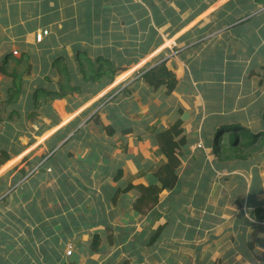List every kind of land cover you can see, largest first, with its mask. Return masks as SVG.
<instances>
[{
  "label": "rangeland",
  "instance_id": "obj_1",
  "mask_svg": "<svg viewBox=\"0 0 264 264\" xmlns=\"http://www.w3.org/2000/svg\"><path fill=\"white\" fill-rule=\"evenodd\" d=\"M205 1L101 0L99 4L96 3L97 0H50L49 5L53 8L47 11L48 13H43L40 9L42 7L38 6L42 4V0H0V61L7 48L13 52L16 50L15 56H21V50L16 46L26 44L23 32L32 25H39L44 20L43 17L48 16L47 21L49 20L50 25L46 22L42 30L48 29L46 37L51 34L58 41V45L51 46L52 50H59L58 52L70 58L76 66L79 63L76 60L77 52L86 51L87 58L92 61L97 62L99 56H104L114 61V68H120L114 75L113 81L100 89H98L99 84L108 81V78L103 77L100 82L88 81L85 84L79 75L84 94L74 93L69 98L53 101L51 105L56 109L55 111L53 108L40 109L37 112L41 115L37 114L33 121L21 126L24 134L19 137L20 142H17L20 146H17V154L11 158V162H7L5 172L14 167H16L15 172H18L17 168L25 167L28 175L17 183L11 175L7 182L8 192L0 196V228L10 226L13 229L17 227L18 230L11 235L1 230V240L6 239L9 244L19 243L18 246L23 247L24 240L30 238L26 235L27 231H24L28 227L27 223L32 227L38 223L40 226L46 223V221L34 223L36 219L32 218V220L30 216H26L27 203H21L24 199L18 185H24L26 182L27 186L30 180L40 182L38 185L40 189L41 185L50 182L56 191L64 183L78 185L84 190L82 202L78 203L66 196L52 205L50 207L52 210L61 206L64 207L65 212H72L75 207L86 208L84 210L86 216H90L91 204L95 205L99 198L107 197L115 208L109 207L108 211H105V208L98 210V216L93 217L92 221L101 223L109 216L110 220L107 219L106 227L114 226L113 242L115 238L118 240L122 236L119 224L121 222L127 226L134 224L133 219H129L128 213L130 215L136 213L135 204L141 195L136 186L157 182L154 181L153 174L158 165L165 161L159 153L157 136L153 130L170 127L181 120L182 133L177 140L183 138L178 143L184 152V157L178 172L179 174L184 170L192 172L186 175L181 190L165 189L160 193L157 206L152 211H147L143 207L146 213H138L134 220L151 217L150 214L159 208L166 214L168 222L172 220L170 216L177 218L176 224H173L174 222L172 224L181 234H184L185 229L187 230V234L177 238V241L188 239L196 229L202 232V228L205 236L208 234V238L204 240H208V248L204 242L199 245L181 243L178 244L179 249L175 251H156L155 254L163 264H264L262 257L264 248L255 243L256 248L251 251L247 246V242L255 238L253 228L264 226V219H259L258 223L255 213L257 206L264 207V148L260 151L256 150L254 156L245 160L232 161V166L222 171L215 165L216 155L213 153L212 144H208V141L213 142L215 139L220 120L241 124L246 129L264 130V44L262 41L256 42L252 51H245L243 55L236 54L235 52L243 48L247 41L233 42V38H230L232 36L220 35L225 28L219 23L220 9L216 5L208 21L204 20L208 16H202L204 21L200 25L183 28L185 32L192 29L190 31L194 33L192 37L188 36L181 41L175 40V34L171 35L172 30L175 31L180 27L178 23L199 12L202 6L198 9H189V7ZM180 3L188 7L185 5L180 7ZM102 5L107 12L100 16L98 31L93 33L92 40L89 38L91 35L77 32L76 36L74 34L71 36L69 29L65 31L64 23L71 18L68 15L78 18L79 14L86 12L88 7H102ZM43 7L45 8L44 5ZM257 8L263 10L264 4L259 3ZM11 14L14 19L10 17ZM244 18L248 16L230 20L224 26L230 28L232 24L238 26ZM11 19L15 20L16 24L12 23ZM209 22L213 25L206 28ZM244 23L247 21H243V25ZM77 30L78 28H75V32ZM261 37L264 39V36ZM19 38H24V41H20ZM30 40L29 37L28 41ZM97 40L99 42H96ZM195 41L198 43L192 44ZM32 42H35L33 36ZM184 50H188L186 55L190 53L189 59L194 63V69L190 64L184 65L182 61H177ZM253 53H256V59H252ZM35 54L36 61L42 59L40 47L35 49ZM162 62H166L168 69L171 68L175 74L178 81L177 89L182 80L194 77V86L191 85V90L197 99L192 98L190 108L183 103L181 105L177 103L167 87L161 86L155 91L142 77L145 71ZM57 67H53L56 71L53 76L55 86H58L61 79ZM125 72H128L127 75L118 80L117 78ZM44 75L41 72L37 74L31 82L32 87L37 83V79L40 80ZM9 85V80L1 75L0 87H4L2 94ZM125 88L129 91H124ZM196 100L198 105H195ZM77 104L79 105L76 106ZM67 110L75 112L67 117V114H70ZM55 112L58 115L56 120L53 117ZM95 116L100 117L103 125L115 123L117 131L110 135L103 126L90 121L91 119L87 120L88 117ZM73 117L78 118V124L60 125L62 119L67 121ZM0 125L2 135L11 132L8 128L5 129L4 122ZM45 125L49 128L45 129ZM74 126V130L65 139H60L61 142H58L57 147L51 149L54 144L47 145L51 137L59 136L66 129L71 130ZM43 128L45 131L39 134ZM80 128L82 131L78 132ZM235 129L232 127L230 132L233 133ZM75 133L77 135L64 146ZM63 146L64 148H61ZM55 152L58 159L50 158ZM44 156L45 158L40 160ZM50 159L57 160L59 164L57 170L52 171L44 167ZM30 160L33 161L31 165L28 163ZM198 162L201 166L197 165ZM40 164L45 171H41ZM119 169L123 170V174L116 179ZM209 169L213 170V179L206 189L207 195L201 199L199 196L202 193H198L200 187L197 186L199 180L194 186L193 178L197 177L198 172V178L208 174ZM5 172L0 176L6 174ZM81 183L84 185L81 186ZM129 183L135 187L124 192ZM52 187L49 191H54ZM172 204L177 205L175 211L170 210ZM66 206L72 207L66 209ZM168 225L170 226V223ZM110 228L107 232H110ZM155 234L156 230L153 231L146 245L137 247L132 257L125 258L119 264H139V254L142 256L148 254L146 247H151L150 241ZM34 237L33 248L36 254L33 260L40 264L46 256V251L42 248L46 236ZM47 240H50V244L54 242L53 239L47 238ZM118 244L120 245L119 241ZM216 252L218 255H215ZM20 253L25 254V251L16 250V253H13V250H5L0 253V263L13 264ZM68 253L67 248L64 253L67 258L70 257ZM72 259H68L66 264H75V260L73 262ZM111 259L108 258L102 264H106ZM43 263L63 264V260L61 262L50 260L49 263L43 261Z\"/></svg>",
  "mask_w": 264,
  "mask_h": 264
},
{
  "label": "trees",
  "instance_id": "obj_2",
  "mask_svg": "<svg viewBox=\"0 0 264 264\" xmlns=\"http://www.w3.org/2000/svg\"><path fill=\"white\" fill-rule=\"evenodd\" d=\"M256 1L260 4H264V0ZM96 3L101 4V0H97ZM52 8L53 7L49 5V0H47L43 12L46 13ZM84 12L83 14H79L78 18H73L71 15H68V17L71 18L64 23L65 31L69 29V26L73 29L78 28L76 32L73 31L74 34H77V32L85 33L88 36L91 35L89 38L92 40L93 33L98 31V25L100 23L98 20L102 14L107 12V10L102 5V7H88L87 11L85 13ZM10 17L14 19L12 14ZM47 18L48 16H45V23L49 21H47ZM12 19L11 22L16 24V21ZM67 23H69V26ZM37 26L38 25H33V28L35 29ZM152 31H154V28ZM19 39L20 41H24V38ZM96 42H99V40ZM22 45L20 44L16 46L19 50H21V56H15L13 50H9L7 48L8 51L6 50L3 53V57L0 61V76L2 75L4 78L8 79L10 84L5 89L4 94L1 92L4 87H0V124L4 122L5 129L8 128V130L11 131L8 132V134L7 132L4 133V135L0 133V166L5 165L15 154H17V146H20L17 142H20L19 137L24 134V130L21 126L28 121H33L34 116L37 114L41 115V113L37 112L38 110H52L51 103L53 101L69 98L74 93L84 94V88L79 75H81L85 84L88 81L91 83L100 82L103 77H106L105 79L108 78V81L105 80L99 84L100 86H98V89H100L106 84L112 82L114 75L118 73L120 69L114 68V61L108 57L99 56L97 58V62L92 61L87 58L86 51L77 52L76 60L79 61V63L78 66H76L70 58H67L58 52L59 50L51 49L52 45H58V41L53 36H49L37 44L38 47L41 48L42 53V59H37V61L35 59V56H37L35 54V46L32 48L29 47L26 50V45ZM56 66H58L57 69L61 75L58 86H55L53 83V76L56 73L53 67ZM40 72L45 75L40 80L37 79V83L32 87L31 82ZM142 77L155 91L160 89L161 86H165L168 88V92L171 93L174 89H176L178 83L175 74L166 66V62H162L154 68L145 71L142 74ZM123 90L129 91L127 88ZM78 105L79 104L76 106ZM9 107L11 108L10 111ZM14 114L16 115L14 116ZM47 115H49V113ZM114 115L120 116V114ZM53 117L56 120L57 114L54 113ZM90 121H95L97 124L103 126V128L110 135H113L117 131L115 123L111 125H103L99 116L92 117ZM90 121H88V123ZM120 122H123L122 119ZM181 122L182 121L179 120L168 128L153 130L154 134L157 136V142L159 143V153L163 156L165 161L158 165L157 170L153 174V177L155 178L154 181L157 180V182L149 185L140 184L136 186L141 194L135 204L134 210L136 213H146L144 208L147 211H152L160 201V193L165 189H169L171 191L181 190L186 175L192 172L190 170H184L180 174L178 172L183 163L182 158L184 157V152L180 149V145L178 143L181 142L183 138L180 140L176 139L182 133V129L180 128ZM73 123L78 124V118L69 125H72ZM218 125L219 127L216 131L215 139L213 142L208 141V144H212L213 153L216 155V160L214 161L215 165L222 171L228 169V166H232V161L240 159L245 160L250 156H254L256 150L260 151L264 148V130L259 131L252 130L251 128L246 129L241 124H233L225 122L224 120H220ZM75 126L71 130L66 129L65 132L59 136L55 135L51 137L48 140L47 145L49 146L50 144H54L51 149H54L55 146L57 147L58 142H61L60 139H65L74 130ZM232 127L236 128L233 130V133L230 132ZM44 128L48 129L49 126L45 125ZM44 128L40 131V133H38L41 134L44 132ZM80 131H82V128L78 130V132ZM76 135L77 134L75 133V135L71 137L69 141L64 144V146L69 144ZM64 146L61 148H64ZM45 156L41 157L40 160L42 158L44 159ZM202 156L205 157L204 155ZM53 157L58 159L56 152L50 158ZM28 163L31 165L33 164V161L30 160ZM197 165L201 166L199 162ZM41 167H43V165H41ZM15 169L16 167L0 176V196L5 195V193L8 192L7 182L11 175L15 178V183L19 182L28 175V170L25 167L17 168L19 170L18 172H15ZM122 174L123 170L119 169L116 179H118ZM142 175L144 174L142 173ZM196 175L197 177L193 178L195 180L193 185L195 186L196 181L199 180L197 185L200 187L198 189V193H202V195L199 196L202 199L205 195H207L206 189L209 186L210 181H212L214 173L213 170L209 169V173H206L200 178H198L199 172ZM134 187L135 186L133 184L129 183L123 191H129ZM18 189H20L24 200L29 199L26 194V182H24V185H18ZM118 191H120V189ZM253 197L254 194L252 198ZM176 209L177 205L172 204L170 210L175 211ZM255 213L256 221L258 223L259 219H264V207H262V205L256 207ZM173 217L170 216L172 220L176 221L177 218ZM168 223L169 222H166L165 225H161L157 228L156 234L151 241H156L160 238L164 228H168ZM255 227L253 228L255 238L251 242H247L248 249L251 251L255 250V243H258L259 246L264 248V226L260 225L258 228ZM166 231L167 230L165 229V232ZM99 241L100 238L95 237V242L99 243ZM94 249L97 250L98 246L94 247ZM262 257L264 258V255Z\"/></svg>",
  "mask_w": 264,
  "mask_h": 264
},
{
  "label": "crops",
  "instance_id": "obj_3",
  "mask_svg": "<svg viewBox=\"0 0 264 264\" xmlns=\"http://www.w3.org/2000/svg\"><path fill=\"white\" fill-rule=\"evenodd\" d=\"M46 1L47 0H42V4H38V6L42 7L40 8L41 12L44 11L43 5L45 6ZM195 1L199 2L201 0ZM258 4L259 3L256 0H206L205 2L198 3L193 7H189V9H198L200 6H202L199 12L192 14L191 17L184 19L181 23H178L180 27L175 29V31L172 30L173 32L171 31V35L175 34L174 37L177 41L186 39L188 36L192 37L194 34L190 32L192 29L185 32L186 30H183V28H186L189 25H200L204 20L208 21L209 16L212 14V9L218 6V8L220 9V14H218L219 23L223 28H225L222 32H220V35L224 37L232 36L230 38H233V42H240V40L243 42L247 41V44L243 48L238 49L235 52L236 54L243 55L245 51H252V49L254 48V43H261L260 41H262V43L264 44V39H262L261 37L264 36V9L262 10L257 8ZM183 5L185 4L180 3V7H182ZM185 6L188 7V5ZM184 10L188 9L184 8ZM244 15L248 16V18H244V20L242 19V22H240L238 26L237 24H232V28L224 26L228 22H230V20H234L235 18L240 17L242 18ZM202 16L208 17L202 20ZM43 18L45 19V16ZM245 20L247 21V23H244L243 25V21ZM161 24L163 23H160V25ZM208 24L205 26L206 28H210V25H213L212 22H209ZM47 25H50L49 22H47ZM43 26H46L44 20L39 23V25L35 29L32 25L26 32H23V36L26 37V44H24L26 45V49H28L29 47L32 48L34 46L36 49L38 47V43L51 36L50 34L46 37V34L44 33L45 31L42 30ZM260 26L261 28H259ZM251 27L252 29H250ZM44 29L47 28L44 27ZM69 30L71 31L70 35L73 36V31H75V28L73 29L69 26ZM261 30L263 31L261 32ZM38 32L44 33L41 41L37 40ZM74 35L76 36V34ZM32 36L37 44H35V42H32ZM248 36L250 38H248ZM29 37L31 38L30 41H28ZM192 39L194 40V38ZM257 39H259V41H257ZM177 41L173 40V42ZM197 43L198 41H195L192 44ZM187 52L188 50H184L183 52H181L178 56L179 58L177 61H182L184 65L186 63L190 64V66L194 69V63L190 61L191 59H189L190 53L186 55ZM249 57L250 56H248V58ZM256 58V53H253L252 59ZM170 70L172 71L171 68ZM198 70L200 71V69ZM127 73L128 72L121 74L117 79L120 80L122 77L126 76ZM180 77L181 76L179 75V78ZM193 78L194 77L185 78V80H182V82L179 84L181 88L178 87V89L176 88L174 89L175 91H172L173 93L171 92L177 103H179L180 105L181 103H183L188 108L191 107L192 98L197 99V96H194V92L191 90V87L194 86ZM196 104L198 105V100L195 101V105ZM52 108L54 109L53 106ZM55 110L56 109H54V111ZM67 112L69 111L67 110ZM73 112L75 111L69 112L70 114H67V117H70V115L74 114ZM74 119L75 117L67 121L66 119H62L63 122L60 123V125L69 124ZM59 121L61 120L59 119ZM55 124L59 125V123L57 122H55ZM47 136L48 134L45 135V137ZM9 162H11V160ZM8 163L2 166V168L0 169V174L6 171V165H8ZM58 166L59 164L55 159L47 160L44 165V167H47L52 171L57 170ZM41 171H45V168L42 167ZM27 183L26 194L28 195L29 199L21 201V203H27L25 208L26 216H30L31 219H36L33 221L34 223H37V221H46V223L42 224L41 226L38 223L35 227H32V225L27 223L28 227L24 229V231H27L26 235L30 238H27L28 240H24V243H22L24 245L23 247L22 245L18 246L19 243L9 244L8 242H6V239H0V253L5 250H13V253H16V250L19 252L21 250L25 251V254L20 253V255L16 256L17 260H15L13 264H19L20 260L21 264H38L33 260V256L36 254V251L33 248L35 238L34 236L38 235L46 236V239H44L45 242H43L42 246L43 250L46 251V256L43 258L40 264H44L43 261H47L49 263L50 260H57V262H61L63 260V264H66L67 260L71 258H73V262L75 260V264H102L108 258L111 259L110 257H112V259L108 260L106 264H119L121 261L125 260V258L132 257V255L134 254L133 251L136 250L137 247H142L143 245L147 244V241L154 230H157L159 226L165 225L166 222H168L167 218L165 217L166 214L159 208L158 210L156 209L150 214L151 217L146 216V218H142L138 221L134 220L138 213H134L131 215L128 213L129 219H133L132 222H134V224L127 226L121 222L119 224V228L122 230V236H120L118 240L117 238H115V241L113 242L112 228L114 226L112 228L106 227L108 226L107 219L110 220V217L107 216L101 223L92 221L93 217L98 216V210L105 208V211H108L109 207L115 208L113 203L107 200V197L102 199L99 198L98 202L95 203V205L91 204L92 213L90 216H86V212L84 211L86 210V208L75 207L72 212H65L63 206L56 208V210H52L50 208L52 205H55L58 200H63V198H66V196H68V198H71V200H76L78 203L82 202V200L84 199L82 195L84 190L80 189L78 185H65L64 183L58 189V191H56L51 186L52 184L50 182L47 185H41V189L38 187L40 182H34L33 180H30ZM80 185L82 186L84 184L81 183ZM50 187H52L54 191H49ZM62 190L64 191L63 193ZM69 207L72 206H66V209H68ZM116 209L118 210V208ZM172 222H174L173 224H176V221L171 220L169 222L170 226H168V228H164L158 240L150 241L151 245L149 246L151 247H146L148 254L146 253L144 256L139 254V264H163V261L158 258L157 254H155L156 251H175L179 249L178 244L181 243H196V245H199L204 242L206 247L208 248V240L204 241L206 238H208V234H206L205 236V232H203L202 228V232L196 229L188 239L184 238V240L182 241H177V238H182L187 234V230L185 229L184 234H181L180 230L176 229V226H174ZM7 227L8 228L4 229L0 228V231H7L9 235L18 231L17 227H15V229L11 228L10 226ZM108 228H110V232H107ZM165 229L167 230L166 232ZM176 231L180 233L178 234ZM167 232L169 234H166ZM0 236H2L1 233ZM95 237L100 238V243L95 242ZM47 238L51 240L53 239L54 242L52 241L53 243L50 244V240H47ZM118 241L120 242V245L118 244ZM70 245H72V249L74 248V250H72V254H69L70 257L67 258V255L65 256L64 253ZM96 246H98L97 250L94 249V247ZM215 255H218V252H216Z\"/></svg>",
  "mask_w": 264,
  "mask_h": 264
},
{
  "label": "built area",
  "instance_id": "obj_4",
  "mask_svg": "<svg viewBox=\"0 0 264 264\" xmlns=\"http://www.w3.org/2000/svg\"><path fill=\"white\" fill-rule=\"evenodd\" d=\"M44 33L47 34L48 31L46 30ZM44 33H42V32H38V34H37V40H38V41H41V40H42ZM15 53H16V52H15ZM68 252H69L68 254H71V253H72V245L69 246V248H68Z\"/></svg>",
  "mask_w": 264,
  "mask_h": 264
},
{
  "label": "clouds",
  "instance_id": "obj_5",
  "mask_svg": "<svg viewBox=\"0 0 264 264\" xmlns=\"http://www.w3.org/2000/svg\"><path fill=\"white\" fill-rule=\"evenodd\" d=\"M14 53H15V51H14ZM15 54H16V53H15ZM88 118H89V117H88ZM88 118H87V119H88ZM89 119H91V118H89ZM89 119H88V120H89ZM83 124H84V123H83ZM83 124H81V126H82ZM41 165H42V164H40L39 167H40ZM71 254H72V253H71Z\"/></svg>",
  "mask_w": 264,
  "mask_h": 264
},
{
  "label": "water",
  "instance_id": "obj_6",
  "mask_svg": "<svg viewBox=\"0 0 264 264\" xmlns=\"http://www.w3.org/2000/svg\"><path fill=\"white\" fill-rule=\"evenodd\" d=\"M89 118H90V117H89ZM89 118H88V119H89ZM88 119H87V120H88Z\"/></svg>",
  "mask_w": 264,
  "mask_h": 264
}]
</instances>
